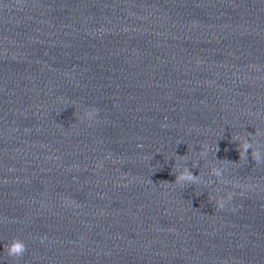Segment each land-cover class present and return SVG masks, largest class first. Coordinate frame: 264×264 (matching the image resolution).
<instances>
[{"label": "clouds", "instance_id": "obj_1", "mask_svg": "<svg viewBox=\"0 0 264 264\" xmlns=\"http://www.w3.org/2000/svg\"><path fill=\"white\" fill-rule=\"evenodd\" d=\"M97 109L91 108V109H86L84 115L91 120L93 116L96 114ZM248 136H253L252 133H248ZM202 150L200 151L202 154H206L208 151V146L207 145H202ZM249 150H251V158L256 162L257 165H259L262 162V159H264V156H262L261 151L259 148L253 149L251 141L245 143L244 145L240 146L239 145V153H240V160H246L249 155ZM218 151V149H217ZM223 169L220 170H214L213 171V176L215 177H220L222 175ZM175 174V181L169 185H174L177 184L178 182H183V187L186 185H197V181L199 179L200 175H193L192 171L186 166L184 168V171L182 174L174 173ZM151 182V180H149ZM209 199H212V196L209 197ZM216 199V204L220 209H223L225 206V201L230 200L231 198L229 197L228 199H225L223 196H220L217 194L215 197ZM5 252L8 257L11 258H20L24 255L26 252V245L23 240L19 238H13L8 244L5 245Z\"/></svg>", "mask_w": 264, "mask_h": 264}]
</instances>
